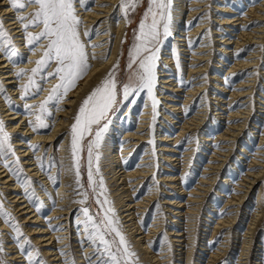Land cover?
Masks as SVG:
<instances>
[{
  "label": "bare ground",
  "instance_id": "6f19581e",
  "mask_svg": "<svg viewBox=\"0 0 264 264\" xmlns=\"http://www.w3.org/2000/svg\"><path fill=\"white\" fill-rule=\"evenodd\" d=\"M219 1H222L224 3L228 0ZM250 2L251 4H249V9L246 16L252 18L259 16L264 20V0H261V2H258V0H250ZM120 3L121 0H98V2L92 8H89L88 4L86 5L85 3L77 4V11H80V16L83 19L82 35L85 29L90 32L94 27L97 26L96 36L92 40V42L88 44V47H92L93 49L91 50V55L95 56V59H90V71L83 79L77 82V85L69 91V94L63 100V103L61 104L63 107L57 110L58 112L54 118L55 122L50 132H45L44 128L34 130L33 127L29 126V120H25L26 125L24 130L26 131V133L28 132V134L26 135L32 134L30 138L32 139L33 143L35 142L33 145H38L39 143L42 144L41 150L45 149L49 144H51L50 149L52 150L55 142L60 139L62 131L66 130V132L68 133V137L67 139L62 140L61 143L62 147L65 148V150L63 151L66 152L63 155L66 157L65 159L69 160V162L62 163V166L63 169H65L67 166L68 171L72 168V157L69 147L71 143V126L73 124L70 122V120L76 113L74 112V110L78 108L77 105L79 104V101L84 99L82 98L84 91L90 86H94V81L98 80V83L102 82V80L106 78L107 74L114 68V66L117 64V62H119L120 59V54L122 52L123 44L125 41L126 18L122 14V17H119L120 20L118 21V23H116V25H114L113 23L115 16H117V14L115 13V9ZM9 4L10 0H0V13H2L3 15H11L6 20L7 26L10 27V30L13 32L14 36L16 37V41H20L19 46L22 48L24 43L23 41L25 40L23 25L18 19H16V17L19 15L12 14L14 10L9 6ZM209 4L210 0H192L191 2L189 0H173V11L178 7L179 10H176L178 12H176L175 15H178L179 19H176V21L175 19H173L171 29L174 32H172V35L176 34L177 41H179L177 42V44L179 45L178 47H180L179 51L186 57H183L184 59L182 60L184 61V72L186 73L188 77L187 79H189V81H183L179 78L174 79L176 73H171V70H176L177 72L181 70V67H175L178 64L174 57L173 45H170L168 49H166L165 46L164 50L159 53L158 64L162 66H171L172 69L169 70L168 67V70H159V72L161 73L158 76L157 80L160 83L165 84L164 87H166L165 89L167 90L162 92V95L158 97V99L159 101L161 99L165 100L166 109H168V111L170 112H165L166 121L168 119L174 121L173 123L177 125L176 128H178L179 130L178 135L172 138L171 135L161 134L159 135L161 136L160 139H154L156 132L155 127L157 126V124L152 118V114L154 111L151 104L152 100L147 99V105L145 106L143 115L135 120V122L137 123V129L133 131V125L127 126V130L124 131V137L121 140H117L116 137L112 135V137H110L111 139L109 138L110 141L106 146V154L109 156L107 161H110L109 165H111L109 171L112 176L110 177L116 182L118 180L120 181L117 182L116 195H119L117 200L125 209L121 211V213H124L123 218L125 219V227L128 228V231L133 236V239L139 246V249L144 252V257L149 259V261H153V264H166L168 261H170L166 258L170 257L171 255L170 253H168L169 250L166 248L163 250L160 256L151 251L149 243L156 242L154 234L150 235V233H145L144 231H142V227L140 225V220H142V218L144 217V213L148 211L149 207L153 205L156 199V192H152L150 195H144L139 200L135 199V197L140 193V190L143 186L141 185V183L147 182L150 176L157 174L158 166L155 165L154 162L156 160H154V158L158 157L159 155L155 148L159 147L158 151H161L160 154L165 157L164 159L166 162L177 161L179 159V156H177L176 154L179 153L180 141L184 136L186 137L189 133L194 132L197 129L200 130L203 126H205L204 124L207 117V112L209 111L210 103L208 100L201 103L199 109L193 115L188 116V111L193 106V100L199 98L201 94H204L206 92V90L208 89L207 84L210 81L216 82L218 91L214 94L213 99H215V101L217 102L216 106H219V108H217L216 110L219 111L217 112L218 114L222 115L219 116L220 119L222 121H225L226 123V126H224V132L219 135V140H221V142H232H228L222 147L211 145L214 149L212 150V152H214V155H212L213 158L211 162H209V164L206 166L204 177L201 178V180L199 181L200 183L190 192H187V194H189L187 199L189 205L182 204L181 202H176L177 200H175L174 202H166L168 205L172 204V206L174 207H170L171 209L168 210H172V212H174V214H178L179 217H189L187 220H197L198 216L196 215L199 213L201 202L209 196V191L212 188L213 182L216 180L219 171L223 168L225 161L228 160V157L232 153L231 148H233L234 145L233 141H239L241 134H243V131L251 115V98H248L252 96L251 94L254 91L253 81L255 80L254 76L256 75L249 73L247 79L240 81L238 83V86H234L232 90L228 91L230 96L223 97V95L226 94L225 90H227L229 82L223 79V76L220 75L219 71L214 73L208 72L211 68H209L211 62L210 59L212 58L211 55H213L211 47L212 39L209 36L208 32L205 34L206 38L195 50L191 51L190 49L197 36L205 33V31L210 26V20H206V18L208 17L206 13L209 9ZM219 9V12L223 16H218L221 23L218 22L220 26L218 28L215 27V30L217 31L214 32L216 33L215 36H218V52L226 55L230 60L234 57L231 60L233 63L229 65L227 69H229L230 77L237 76L239 75L238 73L245 72L251 67H254L258 64L259 60L255 58L258 56V50H254L245 57L243 56L242 59H240L239 56L245 48H251L255 43L261 44L264 42V26L257 27L256 29L253 28L250 31H247L246 29L243 30V22L246 21V19L242 18L239 13L232 11L228 6V2L227 4L219 7ZM30 10H33V8L31 7ZM186 12H189V18L187 23L184 24L182 22V19L185 16ZM225 12H228V15L231 16H226ZM195 19L199 20L198 24L193 26L189 33H186L187 30L185 28L193 23ZM232 23H235L234 26L239 25V28L241 29L239 30V33H237L235 38L227 37V35H223L220 31L221 29H223L224 25L230 28L228 25H231ZM221 24L223 26H221ZM107 27H109V29H107ZM39 31H41V29ZM89 36L90 35H83L82 37L83 39L86 37L85 40H89ZM93 45H95V47H93ZM37 53L38 52L30 53L31 55L29 59L25 62L26 64H23L25 66L22 67H30V65L32 64L31 59H35V55ZM0 57V68L3 70L1 71L0 75L4 80H6L4 81V83L9 85L8 88H13L9 89L12 95H17L18 100L21 101V84H19V81L15 79V68H13L14 65L11 63L10 59H6L3 55ZM222 60L225 61L226 59L222 58ZM209 74H211V76ZM206 76H209V79L206 78ZM186 83L189 84L186 85ZM185 85L190 86L188 89H186V92L185 88H183ZM241 87L248 88L246 90H241ZM183 93L184 95L182 96ZM237 97H248L242 102L246 105H237V101L235 99ZM262 97L264 98V93ZM41 100L42 98L40 96H37L32 99L30 103H36V105H39L41 103ZM248 103L249 105L247 106ZM186 105H188V108H184V106ZM0 106L4 107V113H7L5 114L6 116L12 115V117L9 118V120L11 121L10 132L14 133L15 131H18V129L21 128V125H19L20 122L15 123L13 121L18 118H24L25 116L23 114L20 115L21 111L14 112L11 111L12 109L6 108L7 105L4 102H1ZM234 106L235 108L231 109ZM227 107H230L228 111H226ZM69 114L72 115L69 116ZM176 114H178V116ZM162 130L163 129H161V131ZM17 136L21 137V135ZM204 138V141L206 143H217V140L212 143L209 142L211 139L207 134L204 135ZM259 138V146L262 147V145H264V133L260 134ZM118 143L120 146H116ZM15 145L17 146L19 152H22L24 163H26L27 170L31 172V176L40 178L41 175L46 174L43 172L44 165L43 167H41L42 164L39 161H34L36 160L35 157H29L32 153V148L30 146L27 147V144H25V138L23 136L17 140V143ZM121 145L123 147L118 150ZM145 145L147 149L142 155V160L138 164H136L134 168L126 170V167H128V165L123 162L124 160H122L121 155H124V157L126 158H131L141 147ZM194 146L195 145L192 144L185 148V153L183 154L184 158L180 159L182 163L184 161L190 160L191 154L195 150ZM259 153L262 154V158L260 157V159H252V162L249 165V169L245 174V177L243 178V182L245 184H241L245 187L247 185L248 191L264 179V150H261ZM25 158H27V160H25ZM255 167H260V170H255ZM163 175H161V177H163ZM183 177V173H173L170 175H166V178L163 177L162 181L169 182V184L171 185L169 186L170 188H178L180 194L183 195L184 193H186V190L184 189L186 182L183 181ZM49 179L50 178L46 179V181ZM130 180H133L132 183L129 182ZM70 181L71 180L66 179L65 177L62 178L61 186L58 191L60 199L54 205V208L52 210L53 217H60L59 219H56L54 223L65 222L63 226L64 228H61L60 231H58L56 234L51 231L53 227H49L47 229L45 228L43 230L42 228H40L41 233L45 234L40 237H35V241H46L47 243L44 245L48 246L54 244V249L45 247L42 248L44 253L48 255L49 258H52L51 261H53L54 264H65L64 258H62L63 253L57 251L60 245L67 246L62 251L67 250L70 253L69 244H56L57 241H63V239L59 240L58 236L64 235L66 236L64 240L69 239V232L67 228L69 223L67 219L69 218L66 216L69 215L71 208L74 205H77V203L71 196V190H74L75 186L73 185V183L71 184ZM0 185H2L3 188H7L6 192L8 193V195H10V198H12V202L15 203L14 209H16L18 213H20L19 215L22 216L24 222L29 221L31 218L36 221L35 223H39L41 221V217L39 214L41 211H38V208H35L30 203L25 194V190L22 189L20 191L21 187L19 185L18 178L15 177L13 172L10 171L8 167L4 166V162L1 160ZM50 187H52L51 182ZM233 190H236L238 192L243 191L241 188H237L235 186L233 187ZM248 191L242 194L235 193L231 197H229V195L227 196L226 207L224 209L228 210L229 214L225 218H219V221L217 222L218 224L213 231L215 235L218 234L219 229H225L233 225L235 227L237 225L236 207L237 205H240L242 202H244V199L248 195ZM263 203L264 202L262 195L259 194L258 208H262L264 206ZM71 212L73 213V211ZM263 215L264 214L262 213L261 209L257 210L248 226V230L245 235L246 238L243 245V252L241 257L242 262L240 264H246L250 258L252 241L257 231L261 228L258 222L259 220H262ZM176 218L177 217H174V222H178ZM160 223V221H155L152 223V232H155L156 234L159 232L161 233L162 224ZM194 223L196 224V222ZM0 225H2V230H9L8 226L1 219ZM176 227L177 228L170 229L171 237L173 239L172 241L177 243L175 245L180 249L179 255L181 257L184 256V264H190L191 257L193 256L195 250L194 245L196 238L193 237V234L195 233L187 235L186 232L183 231V229L179 228V225ZM28 230L32 232L34 229L30 228ZM83 236L84 235L82 232L81 238ZM85 236H87V234ZM9 237L10 236H8V238ZM187 240L194 242H192V244L190 245L187 243ZM225 241H227V243H222V246L224 245L225 247H227L229 243L228 236L227 238H225ZM10 244H12L9 247L10 249H12L10 252L12 254V257L10 259H13L18 263H26L27 259H25V256L22 255L23 251L18 250V247L14 246V242ZM86 246L87 247L84 251V255L86 257L91 256L94 248L91 244L88 245V243L86 244ZM203 246L204 250H208L209 242H207ZM225 247H219L214 252L210 250L209 260L205 264H217L219 262V258H222L225 255ZM70 257L71 256H68L67 258ZM94 258L95 257H93V259ZM83 263H85V261ZM12 264L14 263L12 262ZM179 264H182V262Z\"/></svg>",
  "mask_w": 264,
  "mask_h": 264
},
{
  "label": "rangeland",
  "instance_id": "374dc122",
  "mask_svg": "<svg viewBox=\"0 0 264 264\" xmlns=\"http://www.w3.org/2000/svg\"><path fill=\"white\" fill-rule=\"evenodd\" d=\"M190 2L192 0H189ZM98 2V0H86L85 4H88V7L92 8L95 6V4ZM228 6L232 11H235L241 15L242 18H245L246 21L243 22V30L250 31L253 28L256 29L257 27L264 26V20L261 19V17L257 16L255 18L252 17H247L246 14L249 9V4H251L250 0H228ZM227 2H222L219 0H210V4L208 5V11H207V18L206 20H210V26L209 28L203 33L202 35L197 36L196 40L192 43V47L190 48L191 51L195 50L201 42L206 38L205 34L208 32L209 36L212 39V52L213 55L212 58L210 59V65L209 68L210 70L208 72L214 73V72H220V75L223 76V79L228 81L229 86L227 90H225V93L223 97L230 96L228 91L232 90L234 86H238V83L240 81H243L244 79L248 78V74L252 73L255 74L254 76L255 80L253 81L254 83V91L251 94L252 96L248 97H237L235 98L237 101V105H246L242 103L244 99H250L251 98V115L249 118V121L243 131V134H241V137L239 141H233L234 145L233 148H231L232 153L228 157V160L225 161V164L223 168L219 171L218 176L216 177V180L213 182L212 188L209 191V196L201 202V207L199 210V213L196 215L198 216L197 220H187L189 217H179L178 214H174V212L169 211L168 209H171L170 207H173L172 204L168 205L166 202H181L182 204L189 205L187 202L188 195L187 192H190L192 189H194L200 182L201 178L204 177V172L206 169V166L211 162L212 160V155H214V152H212L213 147H222L226 145L228 142L232 141H222L219 140V135L224 132V126H226L225 121H222L219 116H222L218 114L216 109L219 108V106H216V101L214 98V94L218 91L217 89V84L216 82L210 81L207 84L208 89L204 94H201V96L195 100H193V106L189 109L188 116L193 115L198 109L201 103L204 101L209 100V111L207 112V117L205 120V126H203L200 130H195L194 132L189 133L186 137L184 136L182 140L180 141V146H179V153L176 155L179 156V159L177 161H165V157L161 155V151H158L159 147H156L155 149L158 152V157L154 158L156 160L154 163L155 165L158 166L157 168V174L152 175L148 178L147 182L141 183L142 188L140 190V193L135 197V199L139 200L141 199L144 195L151 194L152 192H156L155 196V201L152 206L149 207L148 211L145 212L144 217L142 220H140V225L142 227V231L145 233H150L154 234L155 243H149L150 245V250L153 251L155 254H160L163 252V250L166 248L169 250L168 253H170V257H167L166 259H169L166 264H179L182 262V264L185 263L184 256L181 257L180 254V249L178 246H176L175 242H173L172 237H171V232L170 229L177 228L176 226L179 225V228L183 229L184 232H186L187 235L191 233L193 234V237L195 239V250L194 254L191 257L190 264H205L209 260V252L211 251H216L219 247H225L224 245L222 246V243H227L225 241V238L227 236L229 237V243L226 248V252L224 253L225 255L222 258H219V262L217 264H240L242 262L241 257H242V252H243V245H244V240H245V235L248 230V226L250 222L253 219V216L257 210L261 209L262 213L264 214V206L262 208H258V195L261 194L264 202V179L259 182L258 184L255 185L252 189L248 191L247 185L242 186L241 184H245L243 182V178L245 177V174L247 173L249 169V165L252 162V159H260L261 155L259 152L261 150H264V145L262 147L259 146L260 144V138L259 135L264 133V98L262 97L264 93V42L261 44H253L251 48H245L242 53H240V59L243 58V56H247L249 53L253 52L254 50H258L259 52L257 53L256 59H258V64L254 67H251L249 70L238 73L239 75L237 76H231L229 75V69L228 66L231 65L233 62L227 57L226 55L218 52V36H215L216 33L215 27H219L221 23L220 19L218 16H223L219 12V7L222 5L227 4ZM258 2H261V0H258ZM78 4V3H77ZM255 5V4H254ZM147 6V0H143V3L140 4L134 12H129V17L126 18V34H125V41L123 44L122 52L120 54V59L117 64L119 65V68L116 72V78L118 82H123L127 79L128 76V69H127V64L129 61V51L130 48L134 42V31L137 30L139 21L142 19V14ZM33 8V10H30V8ZM78 7V6H77ZM176 8V7H175ZM14 11L12 14H17V15H23L27 16L30 13H33L36 11V6L32 5L27 7L26 11H17L16 9L12 8ZM176 10H179L178 7L177 9H174L173 11V19L178 20L179 17L178 15H175ZM78 15L80 16V11H77ZM230 12V11H229ZM115 13L117 16L114 18V25L118 23L120 20L119 17H122L123 11H117V8L115 9ZM226 16H231L228 15V12H225ZM124 15V14H123ZM11 15H3L0 13V19L3 20L4 23V28L10 33V35L13 37V42L18 50V55L15 57L9 58L5 53L0 52L6 59H10L11 63L14 65L13 68H15V79L19 81V84L21 85H26L28 83V76H24L23 79L19 78L17 76V73L20 71V69H32L34 68L35 61L41 58L42 52H43V47L46 46L47 41H44V45L37 47L35 52H38L35 55V59L32 60V64L30 67H22L25 66L23 65L30 57V53H35L32 50H30L29 46L26 43V40L23 42L22 48L19 46L20 41H16V37L14 36L13 32L10 30V27L7 26V19ZM205 16V15H204ZM81 20L83 21L82 17L80 16ZM189 18V12H186L185 16L182 19V22L184 24L187 23ZM199 20L195 19L193 23L188 25L185 29L187 30L186 33H189L190 30L192 29L193 26L197 25ZM219 22V23H218ZM235 22V21H234ZM237 23V22H236ZM83 24V23H82ZM235 23H232L231 25H228L230 28L227 26H223V29L220 31L222 32L223 35H227V37L235 38L237 33H239V30H241L239 25H235ZM97 27V26H96ZM96 27H94L89 33L91 35L89 36V40H85V38L82 39L85 41V43L88 45L96 36ZM227 27V28H226ZM225 28V29H224ZM95 29V30H94ZM109 29V27H107ZM30 31L33 33H38L40 28H30ZM94 30V31H93ZM172 32H174L171 29V35L165 39L162 43L160 52L164 50L165 46L166 49L170 47V45L174 46V57L177 61V64L175 67H181V70L177 72L176 70H171V73H176L174 79H181L183 81H189L187 79V75L184 72V67H183V60L186 58L184 54L180 53V47L177 44V36L176 34L172 35ZM81 33H82V26H81ZM83 36V35H82ZM114 37V35H113ZM191 37V35H190ZM114 42V41H113ZM112 44V40H111ZM10 47V46H9ZM90 56H91V50L92 47L87 48ZM0 55V56H2ZM184 57V58H183ZM226 59L225 61L222 60V58ZM1 58V57H0ZM26 64V63H25ZM116 64V65H117ZM223 65V67H222ZM53 69L55 68V65L53 64ZM169 70L172 69L171 66H162L160 64H157V69H156V74L157 78L160 75L161 72L159 70ZM253 70V71H251ZM3 71L0 68V73ZM211 76V74H209ZM209 76H206L208 78ZM209 79V78H208ZM180 80V81H181ZM4 80L1 75H0V85H2V88L5 91H0V103L4 102L7 106L6 108L12 109L11 111L17 112L21 111L20 115H24V118H18L15 119L13 122L19 123L21 125V128L18 129V131L10 132V120L9 118L12 117V115L6 116L4 113V107L0 106V119H2L5 123L6 131L9 132L12 136V144L16 150V154L20 157L21 164L24 169V173L27 175V177H30L31 180L33 181V186L36 196L33 197L32 200L29 199L30 203L35 207L38 208L41 212L40 214V222L35 223L36 221L33 220L32 218L24 222V219H22V216H20L16 209H14V202H12V198H10V195L6 192L7 188H3L2 185H0V201L3 202L4 209L7 212H10L12 214V217L15 218L16 221L19 222V225L22 229V231L25 233V236L27 238H30L31 244L25 245V250L23 251L22 255L25 256V259H28L27 253L33 252L34 250H39L40 252V257H33V259L36 261V264H54L53 261H51L52 258H49L48 255H46L43 251L42 248H52L54 249V244L52 245H44L47 242L42 241L38 242L35 241V237H40L44 235L45 233H41L40 228L47 229L49 227H53L51 231L56 234L58 231H60L61 228H64V223H54L56 219H59L60 217H53L52 216V210L54 208V205L57 203V201L60 199L58 195L59 188L61 186V180L62 178H66L71 180L70 183L75 186L74 190H71V196L75 201H78L82 197L77 195V185H76V177L74 174L73 170H67V166L65 169H63L62 163L69 162L68 159H65L66 157L63 155L66 152L64 147H62V140L67 139L68 133L66 130L62 131L61 137L58 141L55 142L53 149H50L49 144L45 149L41 150V145L38 144L40 147L38 150L33 151L29 157L33 158L35 157L36 160L34 161H39L41 164L44 165V173L45 175H41L39 177H33L31 176V172L27 170L26 168V163H24L23 157H22V152H19L17 149V146L15 145L17 143V140L21 138L22 136L25 138V144H27V147L30 145H33V141L30 138L32 134L26 133L25 129V120L29 121H35V115H31L28 113V111L25 109L24 105L25 103L31 104V105H36V103H30L32 99H34L37 96H40L42 98L41 102L44 101L48 95L50 94L51 88L59 83L58 79H50L46 82L42 83V87L45 89L43 92L35 94L34 96H30L27 100L21 99V101L18 100L17 95H12V93L9 91V89L13 88H8L9 85L4 83ZM101 83V82H100ZM98 80L94 81L93 84L94 86H90L88 89L84 91L83 97L86 98L87 95L98 85ZM249 83V82H247ZM189 83H186L188 85ZM20 85V86H21ZM184 86L185 92L186 89H188L190 86ZM165 84L160 83L157 80L156 87L154 88V95L158 103L155 106V109L153 108V100L151 97L148 96L147 92L140 93L138 97H136L135 103H125L123 101H120V106L117 108V110L113 113H111V122L109 124V128L107 133L105 134L104 140L102 142V147L99 150L101 153V158L99 161L100 165V170L101 174L103 176L106 188H107V195L108 198L113 202V206L115 208L117 218L122 225L123 232L126 235V238L130 242L132 246V250H134L138 254V264H153V261H149L144 254L142 250L139 249V246L135 243L133 236L131 233L128 231V228L125 227V219L123 218L124 213H121V211L125 210L124 207L121 206L119 201L117 200L119 195H116L117 193V182H120L119 180L116 182L114 179H112L110 176L112 174L110 173L109 169L110 166L109 163L110 161H107L109 156L106 154V146L110 141V137L115 136L117 140H121L124 136V131L127 130L126 127L129 125H133V131L137 129V123L135 120L138 117H141L143 115V111L145 110V106L147 99L152 100V108L154 109L152 118L156 122L157 126L156 132H155V138L156 140L160 139L161 134H167L171 135V137H175L178 135L179 130L176 124H174L171 119H168L166 121V113H170L168 109H166L165 106V100L161 99L159 101L158 97H160L162 92L166 91V87H164ZM248 87H241V90H246ZM159 93V94H158ZM69 92L67 93V95ZM184 93L182 94V96ZM222 95V93H221ZM148 96V97H147ZM182 98V97H181ZM206 98V99H203ZM65 99L62 98L60 101L59 105H56L54 102L50 103L48 105L49 109L53 112V116L47 118V123L51 126L50 128H44L45 132H50L52 129L54 122H55V115L57 114V109L62 108L63 106L61 105L63 103V100ZM80 100L79 104L77 105L78 108L74 110L75 115L74 117L71 118L70 122L74 123L75 122V116L78 114L79 107L82 104V101ZM215 103V104H214ZM249 103L247 104V106ZM184 108H188V105L184 106ZM235 108L232 107L231 109ZM230 107H227L226 111H228ZM223 111V110H221ZM166 112V113H165ZM72 114H69L71 116ZM172 115V113H171ZM178 116V114H176ZM174 117V116H173ZM151 124V123H150ZM166 125V126H165ZM168 125V126H167ZM30 126V125H29ZM119 126V127H118ZM161 126V127H158ZM161 129H163L161 131ZM25 131V132H24ZM24 132V133H23ZM208 135V137L211 139L209 142H214L217 140V143L209 144L204 141V135ZM17 135H21L17 136ZM27 136V137H25ZM110 138V139H109ZM232 139V138H231ZM159 142V141H156ZM71 144V143H70ZM194 144L195 150L191 154V158L189 161H184L183 163L181 162V158H184V153H185V148L187 146ZM212 145V146H211ZM116 146H120L119 143ZM155 146V145H154ZM26 147V148H27ZM123 146L119 147L118 150H120ZM211 147V148H210ZM70 148V147H69ZM147 149L146 145L141 147L134 156L131 158H126L124 155H121L123 162H125L128 167H126V170H130L136 166L141 160H142V155L145 153V150ZM69 153V152H67ZM71 153V149H70ZM169 153V152H168ZM120 154V153H119ZM122 154V150H121ZM216 154V153H215ZM87 153L86 151L81 154V182L85 185V188H87V170H86V156ZM39 157L40 159H37ZM53 158H55V161L53 163ZM68 158V157H67ZM262 158V157H261ZM14 158H11L9 160V164L12 167H15L14 164H12V160ZM65 159V160H64ZM1 161H4L3 157H0ZM27 160V158H25ZM263 160V159H262ZM158 161V162H157ZM224 162V161H222ZM52 165L49 167V165ZM73 164V160H72ZM175 164V165H174ZM93 167L95 168V162ZM63 170V171H62ZM255 170H260V167H255ZM208 171V170H206ZM49 173H51V176L55 177L56 180L55 182L52 179H49L46 181V179L49 178ZM69 173V174H67ZM173 173L177 174H184L183 181L186 182L185 185V190L186 193L183 195L180 194V191L178 188H170L171 186L169 182L167 181H162L163 177L166 178V175H170ZM164 174V175H163ZM15 175V174H14ZM163 175V177H161ZM16 178H18L15 175ZM47 177V178H46ZM51 180V181H50ZM133 180H130L129 182L132 183ZM50 182L52 184V187H50ZM120 184V183H119ZM19 185L21 187L20 191L23 189L25 190L24 184L22 180H19ZM241 188L243 191L238 192L234 191L233 187ZM32 188H29V194L32 191ZM47 189V191H45ZM248 191V195L244 199V202H242L240 205H237V225L234 227H227L225 229H219L218 234L215 235L213 233L214 228L217 226V222L219 221V218H225L229 213L228 210H225L224 208L226 207V199L227 196L229 197L233 196L235 193L242 194L244 192ZM54 202V203H53ZM89 204H91V199L89 200ZM184 205V206H185ZM264 205V203H263ZM87 206V205H83ZM82 205L78 204L74 205L71 210L67 219L69 221L68 223V240H64L66 236L61 235L58 236V239L63 241H57L56 244H69L70 248V253L69 251H62L64 250L65 247L64 245H60L57 251L63 253L62 258H64V262L66 259H71L75 258L76 264H89L88 260L86 259V256L84 255V251L86 250V244L90 245V241L87 240V232L84 230V226L82 223L78 224L77 223V218H79L81 221L84 219L82 213L79 211ZM169 206V207H166ZM95 205H93V210L95 209ZM174 208V207H173ZM38 210V211H39ZM225 210V211H224ZM73 211V213L71 212ZM221 212V213H220ZM173 213V214H172ZM161 214V215H160ZM160 215V216H157ZM195 216V217H196ZM174 217H177L176 219L178 222H174ZM0 219L4 221V223L8 226L9 230H2V225H0V233L3 234L2 239L4 241V248L5 251L3 253H0V258H3L4 260L7 261V264H27L24 262L18 263L14 261L13 259H10L12 257V254L10 253L12 249L9 247L12 245L10 243L14 242V237H15V231L14 228L11 226V222L8 221L6 222L5 217L3 215H0ZM45 220V221H43ZM155 221H160L162 224L161 228L162 231L161 233H155L152 232L151 227L153 226V222ZM196 222V224L194 223ZM259 226L261 227L257 233L255 234L253 241H252V247H251V253H250V258L246 264H264V215L262 220H259L258 222ZM33 228L34 230L30 232L28 229ZM193 230V231H190ZM83 232V237L81 238ZM228 233V235H227ZM8 236H10L8 238ZM23 240L24 237H21ZM45 239V238H44ZM85 239V240H84ZM43 240V239H41ZM194 241L187 240L188 244H192ZM209 242V249L204 250V244ZM14 246L18 247V244L14 242ZM17 250V249H15ZM55 252V251H54ZM65 253L67 256H65ZM93 254V253H92ZM91 254V255H92ZM185 255V254H184ZM68 256H71L70 258H67ZM24 258V257H23ZM95 259V258H94ZM85 261V263H83Z\"/></svg>",
  "mask_w": 264,
  "mask_h": 264
},
{
  "label": "snow or ice",
  "instance_id": "6c2138e0",
  "mask_svg": "<svg viewBox=\"0 0 264 264\" xmlns=\"http://www.w3.org/2000/svg\"><path fill=\"white\" fill-rule=\"evenodd\" d=\"M77 3L84 4L85 0H10L9 6L17 11H26L27 7L36 6V11L33 13L16 17L23 25L25 40L30 50L35 52L37 47L47 41L41 58L35 61L36 66L30 70L20 69L17 73L21 79L28 76V83L21 85V98L27 100L30 96L43 92L45 90L42 87L43 82L50 79L59 80V83L51 88L48 97L39 105L25 103L24 107L28 113L35 115V121H29V125L34 130L51 127L47 123V118L53 116V112L48 105L53 102L59 105L62 98L66 97L77 82L90 71V59H95L94 55L90 56L88 45L82 39L83 21L78 15ZM142 3L143 0H121L117 11H123L124 17L128 18L129 12H134ZM172 23L173 0H147L142 19L137 30L134 31V42L129 51L127 64V79L118 82L116 72L119 65H115L100 85L82 101L75 122L71 126L70 149L73 164L70 170L74 171L76 177L77 195L82 197L75 202L82 206L87 205L79 209L84 219L81 221L77 218V223L83 224L87 232V240L94 248L93 254L86 257L89 264H138V254L132 250L117 218L113 202L108 198L99 165L101 158L99 150L111 122V113L119 108L120 101L135 103L136 97L146 91L152 98L155 109L158 103L154 88L158 79L156 69L159 53L163 41L171 35ZM30 28H40L41 31L33 33ZM83 35H91V33L85 29ZM0 52L5 53L9 58L19 54L13 37L4 28L2 19H0ZM0 91H5L2 85ZM30 147L36 151L40 146L30 145ZM85 151L87 188L81 182V154ZM0 157L4 158V166L8 167L18 180H22L25 194L32 200L36 196L32 188L33 181L24 173L20 157L12 144V136L6 131L2 119H0ZM11 158H14L12 164L15 167L9 164ZM54 161L55 158L53 163ZM51 166L50 164L49 167ZM49 178L54 182L56 180L51 173ZM29 188H32L30 194ZM90 199L91 204H89ZM93 205L96 206L94 210ZM0 215L5 217L6 222H11L15 231L14 242L18 244V250L24 251L25 245L31 244V240L25 236L19 222L4 209L2 201H0ZM2 236L3 234L0 233V253L5 251ZM21 237L24 239L22 240ZM34 256L40 257L39 250L27 253V264H36ZM0 264H7V261L0 258ZM65 264H76V260L74 257L66 259Z\"/></svg>",
  "mask_w": 264,
  "mask_h": 264
}]
</instances>
